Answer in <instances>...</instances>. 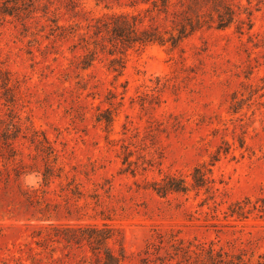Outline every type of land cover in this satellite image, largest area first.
<instances>
[{"label": "rangeland", "instance_id": "obj_1", "mask_svg": "<svg viewBox=\"0 0 264 264\" xmlns=\"http://www.w3.org/2000/svg\"><path fill=\"white\" fill-rule=\"evenodd\" d=\"M118 1L76 0L74 18L70 0H19L15 16L0 17V68L18 98L0 99V134L17 153L10 158L0 142V264H96L88 246L38 245L54 234L34 226L47 209L53 222L110 225L109 245L124 264H214L176 249L191 243L256 263L264 254V1L236 0L243 18L251 8L250 33L235 24L199 31L182 48H133L121 75L107 53L82 69L75 45L89 22L134 11ZM159 79L167 85L154 91ZM36 131L49 143L37 148ZM220 147L229 153L212 165ZM198 165L213 168V192L153 190L166 174L193 181ZM241 201L253 209L247 217H227Z\"/></svg>", "mask_w": 264, "mask_h": 264}, {"label": "trees", "instance_id": "obj_2", "mask_svg": "<svg viewBox=\"0 0 264 264\" xmlns=\"http://www.w3.org/2000/svg\"><path fill=\"white\" fill-rule=\"evenodd\" d=\"M258 1L260 4L264 0ZM118 2L120 5L131 7L134 11L106 13L89 22L86 32L81 35V42L75 45V48L80 45L84 51L77 56L82 69L92 67L100 53H107L112 56L110 59L111 68L121 75L126 66L125 53L130 49L143 48L153 44L177 49L182 48L187 39L204 29L226 30L236 24L237 31L244 34L250 33L254 27L250 6L245 7V13L248 11V16L243 18V5L237 3L236 0H120ZM248 2L252 5L253 0H248ZM107 7L110 8L109 5ZM21 8L19 0H0V17L15 16ZM46 9L49 10V7ZM67 9L69 12H73L72 17L74 18L80 15L81 11L78 9L76 0H70ZM77 26L84 28L81 23H78ZM56 28L61 30L58 34L60 37H66L67 26L65 24L56 21ZM0 74L1 86L5 90L4 94L0 92V99L5 98L6 103L16 105L18 98L16 97L17 93L13 92V87L17 88V85L13 82L10 72H5L0 68ZM159 81V85L153 89L154 91H159L162 86L167 85V82H161V79ZM145 95L149 96V93ZM152 97V100H159V95L156 93H153ZM106 120L109 124L113 122L112 117H108ZM42 135L41 138L39 132L36 131L32 137V142L37 148H40L44 142L49 143L47 135L45 133ZM8 138L2 139L0 134V142L6 144L10 150V158H14L17 153L13 146L14 143H9ZM3 140L6 141L3 142ZM229 149L230 147L223 151L220 147L218 154L214 156L212 165L219 160L222 152L229 153ZM48 152L55 156V148L52 145L48 147ZM58 158L59 155L56 154V160ZM43 175L45 180H49L53 176L49 171ZM212 175V167L198 165L192 173L193 181L189 182L185 177L177 174H166L162 179L155 180L152 183V188L163 196L172 192L186 193L192 187L206 188L211 193L215 182ZM213 196L212 193L210 198H214ZM246 204L248 203L245 201L231 204L226 216L246 218L247 213L253 210L249 209L250 207L248 208ZM254 209H258V207L254 206ZM46 212L34 226L42 230H53L54 234L52 236V233H49L47 237H43V240L37 241L38 245L43 246L42 241H55L68 246H88L95 257L96 264H124L125 255L117 254L109 245L110 240L114 238L110 225L106 223L101 226L98 223L53 222L50 209H47ZM78 218V220L83 219V217ZM104 219H109V217L105 216ZM176 249L186 256H191L192 252L200 255L206 254L214 264H264V254L256 263H249L244 256H234L233 259L228 260L224 257L227 252L217 251L213 247H207L204 243H191L189 246L182 245Z\"/></svg>", "mask_w": 264, "mask_h": 264}]
</instances>
